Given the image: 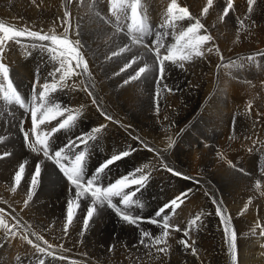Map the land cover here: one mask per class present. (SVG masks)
Segmentation results:
<instances>
[{"label": "bare ground", "instance_id": "6f19581e", "mask_svg": "<svg viewBox=\"0 0 264 264\" xmlns=\"http://www.w3.org/2000/svg\"><path fill=\"white\" fill-rule=\"evenodd\" d=\"M177 2L201 19L214 39L205 45L203 57L184 62L183 68L168 64L165 79L159 81L154 55L143 45H132L126 38V29L117 32L114 23L106 22L112 19L109 0H72L71 3L67 0H36L35 3L32 0H0V19L33 30L47 32L55 27L58 33L63 32L66 25L60 18H63L65 8L71 13L69 36L81 42L91 75L82 73L73 77L68 83L75 84V88L53 94L62 107L78 109L82 106L75 127L56 133L52 139L53 147H62L69 139L105 125L98 139L89 141L86 162L89 174L114 153L122 151H130V154L106 170L101 177L103 185L129 175L145 164L149 166L144 172L150 173V178L137 194L143 208L132 209L133 215L139 214L144 219L132 225L123 221L113 209H99L93 218L99 221L101 235L93 237L87 231L82 233V260L87 264H123L117 259H130L126 255L139 261L147 255H156L159 247H167L170 252L163 255L178 259L177 264H232L224 224L216 214L218 205L226 210L224 215L231 217L232 227L237 232L238 264H264V248L260 247L264 239L259 237L260 228H256L257 224L264 228V196L255 188L259 180L260 191H264V171H261L264 169V70L254 67L246 73L240 71V62L264 66V55H257L264 53V0H257L251 19H245L249 15L247 0H233V9L223 21L220 17L227 0H213L209 13L203 16L201 12L206 0ZM169 3L170 0H144L153 26L152 34L145 37L144 44L151 46L156 32L171 31L160 27ZM240 21L246 26L255 21V26L242 29ZM190 23L194 21L179 22L177 31ZM201 34H205L203 30ZM164 42L174 41L169 35ZM22 43L27 47L11 44L6 49L4 62L12 69L18 91L30 99L34 87L39 90L36 81L43 84L50 80L49 73L58 67V62L39 46L32 48L33 41ZM126 45L131 51L112 56L113 51L118 52ZM208 47L213 50L208 52ZM249 56H255V61L249 62ZM133 57L138 62L121 72ZM145 64L153 66V70L138 80L124 83ZM85 88L92 96L83 90ZM249 102L252 103L251 112L247 108ZM101 112L111 116L112 120L105 119ZM60 119L57 117L51 124L41 126V130L50 129ZM230 128L235 133L234 139L227 138ZM30 129V112L0 101V135L7 140L0 142V154H11L4 158L5 162L0 160V209L4 212L0 216L17 234L15 239L5 238L4 230L0 229V244L4 245L0 247V264H39L26 259L36 253L44 256L45 264H62L55 252L73 257L81 253V250L77 251L75 239L68 240L70 234L63 233L68 202L75 201V190L51 161L43 162L40 183L34 190L33 199L25 205L26 187L30 186L31 174L38 163L29 152L44 158L25 143L24 131L30 132ZM170 139L174 141L171 148L168 147ZM15 151L20 153L18 158ZM25 161L23 184L12 192L13 186H9L12 184L3 177L5 164L16 170ZM161 161L182 175L167 171ZM181 193H188L183 204L174 215L170 209L166 212L171 216L172 225L189 229V243L195 240L196 255L180 243L189 239L182 231H173L167 244L157 247L154 238L161 235L162 229L148 222L168 203V196L173 199ZM77 202L80 207L74 214L85 218L90 200L82 198ZM197 214H201L200 220L196 225H189ZM252 228H256V236L249 234ZM145 231L149 237H143ZM74 232L76 228L71 237L76 235ZM33 233L43 239L37 240ZM24 235L41 247L47 248L44 241L53 245L48 251L53 252L54 257L36 251L21 239ZM141 240H144L143 244ZM65 249L69 253H64Z\"/></svg>", "mask_w": 264, "mask_h": 264}, {"label": "snow or ice", "instance_id": "6c2138e0", "mask_svg": "<svg viewBox=\"0 0 264 264\" xmlns=\"http://www.w3.org/2000/svg\"><path fill=\"white\" fill-rule=\"evenodd\" d=\"M32 2L35 3L36 0H32ZM67 2L71 3L72 0H67ZM256 4L257 0H247V12L249 15L246 16L245 19H251L250 14L254 11V6ZM212 6L213 0H206V5L202 8L201 15H207ZM231 9H233V0H227L226 6L223 9V14L220 17L222 21L224 17L229 15ZM109 12L112 19L106 22L114 23L117 32H125L126 29V38L131 41L132 45H143L154 55L155 71L159 77V81L165 79L167 74L166 66L168 64L183 68L184 62H191L196 58L203 57L205 45L209 44V42H212L214 39L213 36L208 33L201 19L193 16L188 7L180 6L177 0H170L160 25L161 28L170 29L171 31L156 32L155 42L152 43L151 46L144 44L145 37L152 34L153 28L149 22L144 0H109ZM60 19H62L64 25H66L63 26V32L60 33L56 31L55 27L45 32L42 29L33 30L28 26L18 27L16 24L6 23L3 19H0V101L5 105L19 106L30 112L31 129L30 132L24 131L25 143L33 152L42 154L46 160L51 161L75 190V201L68 202L67 223L64 226L65 233H67L68 226L73 222L74 210L80 207L77 201L82 198L90 200V206L87 208V213L83 221L85 229H87L89 221L93 219L98 210L104 207L113 209L123 221L136 225L139 221L144 219L139 214L133 215L132 209L134 207L143 208V204L139 200L137 194L146 186L150 178V173L144 172V169L149 167L147 164H145L143 168L135 169L134 172L129 175L116 179L114 182L107 185H103L101 183V177L105 174L106 170H110L111 165L130 154V151H122L114 153L96 168L94 173L89 174L86 171V162L89 155V141L97 140L99 134L106 127L105 125L95 127L87 134H81L69 139L68 143L62 147L54 148L52 145V139L56 133L62 130L71 131L72 128L75 127L81 115L82 108V106L78 109L62 107L60 103L56 102L53 94L57 91H63L65 88H75V84L70 85L68 83L73 77H78L82 73L91 75L88 61L85 59L82 52L81 42L79 40H73L69 36L71 13L67 8H65L63 18ZM185 20L194 21V23H190L188 27L177 31L178 23ZM240 24L242 29H246L247 27L255 26V21H252L250 26H246L243 21H240ZM201 30H203L205 34H201ZM169 35L172 36L174 42L165 43V38ZM24 40L33 41L30 45L32 48L39 46L42 50L50 54L53 61L58 62V67H55L54 70L49 73L50 80L43 84L36 81V84L39 85V90L34 87L30 99L23 97L17 87L14 86V81L10 78L9 66L4 62V58L7 55L6 49H8L11 44L27 47L22 43ZM36 42L47 43L38 44ZM212 50V47L207 48L208 52ZM129 51H131V47L126 45L121 47L118 52L113 51L112 56L115 57ZM216 51L219 52L218 47ZM257 55H264V53H257ZM221 59H223L222 56ZM247 60L249 62H254L255 56H249ZM137 62V58L133 57L121 68V72L126 71ZM152 70L153 66L145 64L139 67L138 70L131 75L130 79L125 80L124 83L127 84L131 81L138 80L146 76V74ZM248 83L251 82L249 81ZM83 90L86 91L89 96H92V93L88 91L87 88ZM168 91L171 92L172 89H168ZM92 103H96L95 99L92 100ZM247 108L248 111L251 112V102L248 103ZM101 114L105 116V119L109 121L112 120V117L106 113L101 112ZM57 117L62 119H60L56 125L48 130H41V126L51 124L52 120L57 119ZM3 140L4 138L0 137V142ZM173 143L174 141L170 139L168 147L171 148ZM81 145H83V148H81ZM77 149L80 150L77 151ZM251 150L252 149H249V151ZM9 155L11 154L4 152L0 154V159ZM26 163L27 161L22 162L14 175L15 186L11 188L12 192H15L21 183L25 173ZM161 163L167 171L176 176L182 175L180 172L163 164V161H161ZM241 171L243 170L241 169ZM261 171H264V169ZM41 172L42 163L35 164L34 171L31 174L27 199L25 200L26 206L28 202L33 199L34 190L40 183ZM133 186L135 187L133 188ZM255 188L260 192L261 196H264V191H260L261 182L259 180L256 181ZM187 196L188 193H181L180 196L171 199L168 203L160 207L155 212V218H149L148 222L162 229L161 235L154 238V243L156 245H166L168 237L173 231H182L183 235L189 239H183L180 243L185 248L191 249L193 255H196L197 249L194 246L195 240L189 243L191 239L189 229H181L179 226L172 225L170 223L171 216L166 212V210L170 209L171 213L174 215ZM117 199L118 202H114ZM251 202L250 198L248 203L250 204ZM213 203L217 202L213 200ZM246 210L247 205H245V211ZM225 211L226 210H223L219 205L216 208V214L221 217V221L224 224V234L226 242L228 243V251L231 256L232 264H238V235L236 230L232 227L231 217L224 215ZM2 212L3 209H0V213ZM200 218L201 214H197L189 221V225H196ZM256 228H260L259 237L264 239V228L259 224L256 225ZM256 228L250 230L249 234L251 236L257 235ZM0 229L4 230L5 238H16V232L9 227L2 216H0ZM33 235L36 234L33 233ZM142 235L143 237L150 236L146 231L143 232ZM21 239L27 244L32 245L36 251L54 257V253L48 251L53 245L48 244L47 241H44V244L47 245V248H44L39 244H35L27 235L22 236ZM36 239L42 240L43 237L36 235ZM141 243L143 244L144 240H141ZM3 246L4 245L0 244V247ZM260 247L264 248V243H261ZM167 251V247L157 248V252L159 253H165ZM262 255H264V253H262ZM17 259L19 258L17 257ZM60 259H65V257L61 256ZM39 264H45L44 260H39ZM73 264H76V262H73Z\"/></svg>", "mask_w": 264, "mask_h": 264}, {"label": "rangeland", "instance_id": "374dc122", "mask_svg": "<svg viewBox=\"0 0 264 264\" xmlns=\"http://www.w3.org/2000/svg\"><path fill=\"white\" fill-rule=\"evenodd\" d=\"M95 1V0H94ZM242 65V66H241ZM254 67H257V68H261V69H263L264 70V66H261V65H255V64H245V63H242V62H240V71L241 72H247L248 70H251V68H254ZM12 74V69H10V78L14 81V86L15 87H17L16 86V84H15V80H14V77L11 75ZM18 89V88H17ZM23 96V95H22ZM24 97V96H23ZM0 137H3V136H1L0 135ZM4 138V137H3ZM227 138H232V139H234L235 138V133L233 132V130H232V128H230V134H229V136L227 137ZM10 140H11V137H10ZM7 140L4 138V140L2 141V143H4V142H6ZM14 154H16V158H18L19 157V154L20 153H18V152H14ZM29 154H30V156H32V157H34L37 161H38V163H43V162H45V163H49L48 162V160H46L45 158H40V157H36V156H34V155H32L30 152H29ZM18 156V157H17ZM1 161H3V162H5V160L6 159H4L3 158V160L2 159H0ZM20 162V161H19ZM18 167L19 166H17V168H16V170H11L9 167H7L6 166V164H5V167H4V175H3V177H4V179L8 182V183H10V184H12V185H9V186H15L13 183H14V175H15V171H17L18 170ZM8 170V171H7ZM10 172V173H9ZM13 172V173H12ZM7 175V176H6ZM13 177V178H12ZM22 184H23V179L21 180V183H20V185L19 186H22ZM19 186H18V188H19ZM17 188V189H18ZM29 188V185H28V187H26V190H27V192H28V189ZM162 192V191H161ZM161 192H159L158 194H161ZM166 196H168L167 194H166ZM171 198H172V196H168V198H167V200H168V202L171 200ZM4 213V212H3ZM65 220H67V214L65 215ZM65 220H64V223L66 224V222H65ZM92 220H93V222H92ZM92 220H90L89 221V225H88V227H87V229H85L84 228V225H83V221H84V218H82L81 216H78V214H74V218H73V223L71 224V226L73 225V227H71L70 225L68 226V231H67V233H69L70 235H65V237L68 239V240H74V241H76V246H77V251L78 250H81V247H82V245H83V243L82 242H84V231H87V232H89V233H91L92 235H93V237H97V236H99V235H101V232H102V228H101V226H100V224H99V221H96V220H94V218L92 219ZM76 222V223H75ZM82 223V224H81ZM65 224H64V226H65ZM79 224H80V226H79ZM64 226H63V230H64ZM74 228H76V232H74L76 235L75 236H73V237H71L72 236V230L74 229ZM81 228V229H80ZM71 231H70V230ZM81 231H83V232H81ZM81 232V233H80ZM95 232V233H94ZM63 233H65V231H63ZM80 234V237H79V235L78 234ZM82 233H83V235H82ZM42 237V236H41ZM70 238V239H69ZM78 240V241H77ZM57 242V241H56ZM82 244H81V243ZM81 244V245H80ZM157 247H159L160 245H156ZM175 246V245H174ZM80 248V249H79ZM177 248V247H176ZM72 250H73V248H71ZM65 252L64 253H69V250L68 249H65L64 250ZM84 249L83 250H81V253L79 254L78 253V257H73V256H70V255H68V256H64V255H62V254H59V253H57V252H55L56 254H58L60 257L61 256H63V257H65V259L63 260V259H61V261H62V264H73V262H76V264H87V263H85L84 262V260H82V259H84ZM83 252V253H82ZM167 252H170V251H167ZM167 252H165V253H167ZM165 253H159V252H157V254L155 255L154 253L153 254H151L150 256H148L147 255V257H146V259H143V260H139V261H137L134 257H131V256H128V255H126V258H130V259H125V260H123L122 258H119V259H117V261H120V262H122L123 264H171L170 262H172V264H177L178 263V259H175V258H171V255H169V254H167V255H163V254H165ZM169 255V256H168ZM31 256V258L28 256L26 259L27 260H29V261H37V262H39V260H37V259H41V260H44V256H42V255H40V254H34V255H30ZM34 256H35V258H37V259H32V258H34ZM38 256H39V258H38ZM175 257H177V256H175ZM161 258V259H160ZM170 259H172V260H170ZM174 259V260H173ZM161 260H163V261H161ZM169 260V261H168ZM167 261H168V263H167Z\"/></svg>", "mask_w": 264, "mask_h": 264}]
</instances>
